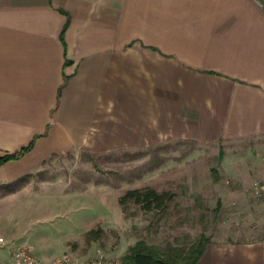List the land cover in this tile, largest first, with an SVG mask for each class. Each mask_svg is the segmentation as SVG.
<instances>
[{
	"label": "crops",
	"instance_id": "crops-1",
	"mask_svg": "<svg viewBox=\"0 0 264 264\" xmlns=\"http://www.w3.org/2000/svg\"><path fill=\"white\" fill-rule=\"evenodd\" d=\"M62 34V39H61ZM264 153V0H0V193L73 149ZM195 264H264V237Z\"/></svg>",
	"mask_w": 264,
	"mask_h": 264
},
{
	"label": "rangeland",
	"instance_id": "rangeland-1",
	"mask_svg": "<svg viewBox=\"0 0 264 264\" xmlns=\"http://www.w3.org/2000/svg\"><path fill=\"white\" fill-rule=\"evenodd\" d=\"M247 145V144H246ZM245 144L173 142L102 153L73 149L0 193V264L25 246L42 263L67 256L124 258L137 242L160 251L264 237V153ZM149 187L168 193L159 210L119 198Z\"/></svg>",
	"mask_w": 264,
	"mask_h": 264
},
{
	"label": "trees",
	"instance_id": "trees-1",
	"mask_svg": "<svg viewBox=\"0 0 264 264\" xmlns=\"http://www.w3.org/2000/svg\"><path fill=\"white\" fill-rule=\"evenodd\" d=\"M31 147L32 143L21 148L18 152L1 157L0 164L7 160L20 158L27 153ZM168 200H170V195L168 193H158L152 188L145 187L142 189L127 190L119 198L118 202L121 206L128 202H132L140 205L145 211H152L161 209ZM208 243L209 241L206 238H202L187 250L174 247L165 251H160L155 246H148L140 241L130 247L122 259L131 264H195Z\"/></svg>",
	"mask_w": 264,
	"mask_h": 264
},
{
	"label": "built area",
	"instance_id": "built-area-1",
	"mask_svg": "<svg viewBox=\"0 0 264 264\" xmlns=\"http://www.w3.org/2000/svg\"><path fill=\"white\" fill-rule=\"evenodd\" d=\"M252 195L255 199L264 198V183H254L252 187ZM4 242L0 237V245ZM12 264H131L120 258H108L98 256L83 262L73 261L67 256H62L51 260L50 262L42 263L37 259L32 252L25 246H14L10 251Z\"/></svg>",
	"mask_w": 264,
	"mask_h": 264
}]
</instances>
